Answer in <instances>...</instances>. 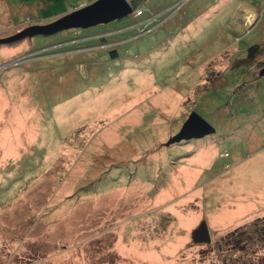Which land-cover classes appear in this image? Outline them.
Listing matches in <instances>:
<instances>
[{
  "label": "rangeland",
  "instance_id": "obj_1",
  "mask_svg": "<svg viewBox=\"0 0 264 264\" xmlns=\"http://www.w3.org/2000/svg\"><path fill=\"white\" fill-rule=\"evenodd\" d=\"M96 1L0 0V41L42 31L0 43V264H250L218 242L264 190V0L46 29ZM193 113L216 132L168 147Z\"/></svg>",
  "mask_w": 264,
  "mask_h": 264
},
{
  "label": "water",
  "instance_id": "obj_2",
  "mask_svg": "<svg viewBox=\"0 0 264 264\" xmlns=\"http://www.w3.org/2000/svg\"><path fill=\"white\" fill-rule=\"evenodd\" d=\"M133 0H98L92 4L78 8L69 15L57 20L54 24L47 27L53 33L67 31L71 29H89L94 26L108 24L114 21L122 20L134 13V8L130 5ZM42 31L30 30L20 33L15 38L0 41V43L13 42L21 38L31 37ZM264 77V70L261 72ZM216 130L200 115L193 113L184 124L182 130L173 137L167 146H172L182 142L202 139L214 134ZM192 239L198 245H210L212 239L208 224L203 221L199 227L192 233Z\"/></svg>",
  "mask_w": 264,
  "mask_h": 264
},
{
  "label": "trees",
  "instance_id": "obj_3",
  "mask_svg": "<svg viewBox=\"0 0 264 264\" xmlns=\"http://www.w3.org/2000/svg\"><path fill=\"white\" fill-rule=\"evenodd\" d=\"M133 6H137V1L133 0ZM258 46L252 47L250 52V59H255L256 53H260ZM259 72L261 76V72ZM261 78H264L261 76ZM218 243L220 247L224 248L231 253H240L244 255L245 252H249L251 249V255H255L258 259L255 261H249L250 264H264V254H261L256 248L264 249V217L252 220V224L244 225L232 229L226 236H224Z\"/></svg>",
  "mask_w": 264,
  "mask_h": 264
},
{
  "label": "crops",
  "instance_id": "obj_4",
  "mask_svg": "<svg viewBox=\"0 0 264 264\" xmlns=\"http://www.w3.org/2000/svg\"><path fill=\"white\" fill-rule=\"evenodd\" d=\"M256 17L257 16L255 14L248 12V14H246L244 16V21H248L250 18H252V21H253L252 25H253L257 19ZM260 182L262 184L264 182V173H263V177H262ZM259 197H260V201L258 200L255 205H251L250 203H246V205L243 204L245 206L244 207L245 211L240 212V214L237 216V218H235V220L233 221V224L230 223L231 224V226H230L231 230L235 229L237 227H240V224H242V225L247 224V221H249V220L252 221L254 219L264 217V190H262L260 192ZM238 199L239 198H237V199L232 198V201L230 203L232 206L230 207V209L236 208V203L238 202ZM227 218H232V217L226 216V215H224V216H213L211 219L213 222L214 220H226ZM216 225L212 224V225H209V227H210V229L217 228ZM231 230H229V231H231Z\"/></svg>",
  "mask_w": 264,
  "mask_h": 264
},
{
  "label": "built area",
  "instance_id": "obj_5",
  "mask_svg": "<svg viewBox=\"0 0 264 264\" xmlns=\"http://www.w3.org/2000/svg\"><path fill=\"white\" fill-rule=\"evenodd\" d=\"M141 13V12H140Z\"/></svg>",
  "mask_w": 264,
  "mask_h": 264
}]
</instances>
